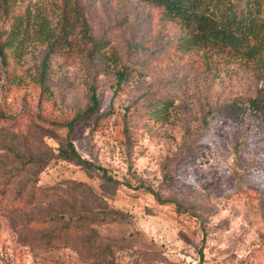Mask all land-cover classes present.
<instances>
[{
	"label": "rangeland",
	"instance_id": "obj_1",
	"mask_svg": "<svg viewBox=\"0 0 264 264\" xmlns=\"http://www.w3.org/2000/svg\"><path fill=\"white\" fill-rule=\"evenodd\" d=\"M14 1L23 9L50 0ZM77 1L106 43L101 51L90 53L75 36L48 57L45 74L43 44L18 62L0 60L1 178L21 168L15 151L50 157L37 187L64 186L55 197L40 193L29 203L26 193L20 208L0 209V264H264V101L245 105L264 86V62L223 46L180 50L181 27L150 0ZM91 87L98 110L77 118L71 140L115 182L54 157L67 131L49 122L83 111ZM163 100L173 102L167 120L149 111ZM26 167L21 179L33 171ZM105 204L126 219L52 237L69 216ZM104 238L106 254L96 256L91 243Z\"/></svg>",
	"mask_w": 264,
	"mask_h": 264
},
{
	"label": "trees",
	"instance_id": "obj_2",
	"mask_svg": "<svg viewBox=\"0 0 264 264\" xmlns=\"http://www.w3.org/2000/svg\"><path fill=\"white\" fill-rule=\"evenodd\" d=\"M150 1L161 9L165 19L176 22L181 27L182 34L176 42V47L180 50L190 49L193 46H223L247 61L264 62V0ZM75 36H78L82 47L91 46L90 53L101 51L106 44L105 41L101 42L94 38L77 0H50L48 7L27 6L23 9L18 8L14 0H0V60L4 64H7L8 55L18 62L26 55L30 46L43 44L46 52L41 61V73L45 74L48 57L70 49ZM111 56L116 62V54L112 52ZM126 75L125 68L115 70L116 82L121 83ZM257 94L258 97L246 100L247 108L256 109L260 99L264 101V86L258 88ZM89 100L86 108L68 121L49 122L54 126H63L67 131L66 138L54 157L73 162L90 173H97L106 181L115 182L105 167L82 157L71 140L70 133L77 118L98 110L99 99L93 87H91ZM172 106L171 100H163L161 106L149 107L150 115L156 119L167 120ZM4 119L12 118L4 116ZM13 153L14 157L21 159L22 165L21 168L15 170L14 174L3 179L0 176V209L2 211H12L19 207L26 193L30 195L28 202L31 203L40 193H43L45 197L52 193L55 197V193H60L62 189L64 191L61 182L52 184L46 189L36 186L39 180L38 175L51 160L50 157L40 159L32 156L24 157L15 151ZM27 165L32 166L33 171L21 179L20 177L27 170ZM18 182L20 186L11 193V188ZM75 185L88 189L82 183ZM89 192L98 199V195L90 190ZM154 195L158 201L172 202L169 198L163 199L156 193ZM60 215L65 217L63 211ZM123 219H126L123 211L105 204L103 208H90L74 217L69 216L52 237H66L71 230L72 232L88 231L93 223L115 224ZM132 236L133 234H130V237ZM103 241L104 244L102 242L95 245L91 243V250L96 256L106 254L109 239L104 238ZM116 241L119 240L115 239L114 243Z\"/></svg>",
	"mask_w": 264,
	"mask_h": 264
}]
</instances>
